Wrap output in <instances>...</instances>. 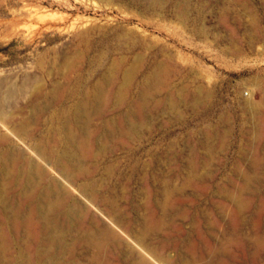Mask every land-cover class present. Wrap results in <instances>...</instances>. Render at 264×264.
I'll return each mask as SVG.
<instances>
[{
    "label": "bare ground",
    "instance_id": "6f19581e",
    "mask_svg": "<svg viewBox=\"0 0 264 264\" xmlns=\"http://www.w3.org/2000/svg\"><path fill=\"white\" fill-rule=\"evenodd\" d=\"M153 2L164 5L168 0ZM257 27L255 21L252 32ZM142 61V55H136L120 77L117 71L127 64L126 57L102 72L73 105L72 114L61 119L57 142L36 139L30 122H16L13 113L8 116L0 110V123L7 129L0 131V264H63L71 260L80 264H264V87L258 103L251 100L253 91L244 93L257 121L248 130L241 127L244 138L239 145L247 143L253 150H245L242 158L248 168L242 171L239 167L235 176L214 168L219 164L215 152H223L230 137L228 129L222 128L228 118L222 115L218 130L202 133L198 147L206 149V154L191 155L187 164L173 168V176L182 174L178 185L167 181L162 187L148 188L146 206L130 195L129 210L123 209L119 199L111 201L105 195L112 191V183L81 181L89 174L83 162L86 154L98 158L116 146L123 148L125 144L118 138L151 131V113L181 119L184 107H204L212 96V89L202 85L169 92L171 78L162 65L153 72L154 80L141 82L128 111L116 116L127 102V89ZM59 89L50 91L49 98H55ZM40 92L37 85L36 93ZM44 110L37 105L34 119ZM253 133L255 139L250 140ZM12 136L30 152L18 141L12 145ZM104 172L111 175L113 169L107 167ZM122 178H128L126 173ZM204 198L206 205L199 201ZM4 223L19 244L17 261L10 256L12 247L2 230ZM33 244L38 245V251L31 255L26 248Z\"/></svg>",
    "mask_w": 264,
    "mask_h": 264
},
{
    "label": "rangeland",
    "instance_id": "374dc122",
    "mask_svg": "<svg viewBox=\"0 0 264 264\" xmlns=\"http://www.w3.org/2000/svg\"><path fill=\"white\" fill-rule=\"evenodd\" d=\"M153 1L0 0V110L8 116L13 113L16 122H30L36 139H58L61 119L72 114L84 90L122 57L128 62L117 71L119 77L133 65L136 55H142L143 61L127 89V102L116 116L128 111L141 82L154 80L153 72L162 65L171 78L169 92L197 85L212 89L206 106L196 110L184 107L181 119L151 113V131L118 138L124 147L116 146L98 158L84 156L89 174L81 181L112 183V191L105 195L111 201L119 199L128 210L130 195L146 206L148 188L162 187L167 181L180 183L182 174L173 176V168L187 164L191 155L206 154V149L198 147L202 133L218 130L222 115L228 118L222 128L228 129L230 137L223 152H215L219 164L214 168L228 176L247 169L242 155L252 145H239L244 138L241 127L248 130L257 119L244 93L253 91L251 100L258 103L264 87V0H168L164 5ZM255 21L258 27L252 32ZM37 85L41 87L38 94ZM57 88L58 95L49 98L50 91ZM37 105L45 110L38 112L35 120ZM0 131H7L1 123ZM250 136L255 139L254 133ZM12 141L16 144L18 138ZM107 167H112L111 175L104 172ZM125 173L128 178L119 179ZM69 189L85 201L74 188ZM199 201L208 204L205 198ZM188 226L184 224V228ZM2 230L12 247L10 256L17 261L19 244L7 223L2 224ZM26 251L36 254L38 245H29ZM63 264L80 263L71 260Z\"/></svg>",
    "mask_w": 264,
    "mask_h": 264
}]
</instances>
